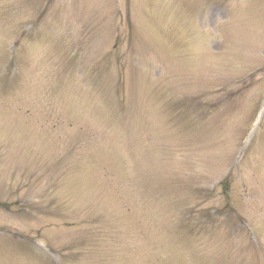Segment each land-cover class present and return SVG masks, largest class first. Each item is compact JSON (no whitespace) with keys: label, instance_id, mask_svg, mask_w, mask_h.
Instances as JSON below:
<instances>
[{"label":"rangeland","instance_id":"obj_1","mask_svg":"<svg viewBox=\"0 0 264 264\" xmlns=\"http://www.w3.org/2000/svg\"><path fill=\"white\" fill-rule=\"evenodd\" d=\"M0 264H264V0H0Z\"/></svg>","mask_w":264,"mask_h":264}]
</instances>
